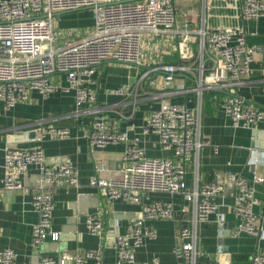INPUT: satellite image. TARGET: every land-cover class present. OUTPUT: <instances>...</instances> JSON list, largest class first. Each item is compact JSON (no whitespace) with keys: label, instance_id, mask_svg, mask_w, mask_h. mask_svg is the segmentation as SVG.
<instances>
[{"label":"built area","instance_id":"2783aa9c","mask_svg":"<svg viewBox=\"0 0 264 264\" xmlns=\"http://www.w3.org/2000/svg\"><path fill=\"white\" fill-rule=\"evenodd\" d=\"M92 9L95 29L91 36L75 41H65L55 47L59 35L54 31L53 20L57 14ZM242 17L245 21H257L264 17V0H245ZM146 33L166 35L173 33L187 51L192 35L199 38L198 54L193 63L164 64L141 74L138 84L126 85L115 90L114 95L125 100L131 118L136 104L146 90L143 82L156 72L161 85L153 99L173 95L197 94L194 107L163 101L160 107L146 119L143 134L158 137L163 150L172 152L170 157L150 158L139 145V139L130 141L127 133L102 115L95 91L84 84L106 62H117L138 69L146 65L149 57L144 52ZM259 48L247 41L244 27L209 30L203 20L195 32L178 28V10L175 0H0V102L7 111L27 103L33 93L48 97L62 89L52 77L64 74L66 91L75 92L74 115H90L87 138L97 148L110 144H127L120 177L105 179L103 166L95 168L90 186L109 200H121L129 204H142L151 194L181 196L183 204L178 209L171 203L144 204L143 216L133 221L123 233L113 238L111 246L116 251V264H144L137 260V253L145 240L157 238L152 222L172 220L181 223L176 235L173 254L177 264H212L200 261L201 246L199 226L207 223L212 215L222 234L225 219L219 213L224 186L219 182H202L199 176L200 153L210 144L203 138L202 99L205 92L214 93L234 128L255 129L264 119V113L251 100L239 94L249 83L254 70L252 64ZM160 51L153 50V59ZM186 59H189L186 57ZM180 74H189L194 85L178 84ZM264 76V70H262ZM144 94H147L146 92ZM89 104V108H84ZM41 126V125H40ZM38 144L47 139L70 138L69 128L50 123L32 131ZM192 159L194 178L192 186L187 182V161ZM30 166L40 170V188L35 191L32 206L38 221L32 231V247L39 252L49 238L60 240V234L52 231L55 209L54 192L59 188H78V169L65 163L53 167L46 165V157L40 147L33 149L8 148L4 156V177L0 179V191L23 190L20 178ZM228 181L236 191L233 212L237 225L231 234L248 235L264 241L263 217L254 211L261 202L255 197L256 187L264 184V177L248 180L239 174L229 173ZM86 225L90 234L109 242L105 232L103 211L89 214ZM222 247H220V250ZM17 253L12 248L0 252V264H16ZM102 264L101 250L82 255L62 254L42 257L41 264ZM251 264H264V253L251 257Z\"/></svg>","mask_w":264,"mask_h":264},{"label":"crops","instance_id":"0c3cea01","mask_svg":"<svg viewBox=\"0 0 264 264\" xmlns=\"http://www.w3.org/2000/svg\"><path fill=\"white\" fill-rule=\"evenodd\" d=\"M136 1V0H130ZM245 0H175L178 10V28L195 32L205 21V26L212 31L244 27L249 44L259 48L252 68L254 70L249 83L239 90V94L254 102L264 113V17L257 21H245L242 17ZM54 31L59 35L58 46L65 41L81 40L91 36L95 29V14L92 9L57 14ZM144 35V52L149 57L146 65L138 69L134 66L117 62L102 64L97 73L84 85L95 91L102 115L117 128L127 133L130 141L139 139L138 145L150 158L170 157L172 152L163 150L159 139L153 134L144 135L143 127L149 115L160 107L163 101L173 104H185L194 107L197 94L173 95L153 99L160 94L156 89L161 85V77L152 73L144 82L141 98L136 104V112L130 118L126 101L114 95L115 90L126 85L135 86L142 73L154 70L164 64L190 65L198 54L199 38L192 35L187 51L180 39L173 33L149 37ZM156 36V35H155ZM170 45L164 47L163 39ZM156 43L160 51L153 59L151 43ZM188 57L189 59H186ZM52 80L62 87L56 93L43 97L33 93L25 104L7 111L0 102V179L4 177V156L8 148L33 149L40 147L46 157L48 167L69 163L79 172L78 188H59L54 192L55 209L52 219V231L60 234L59 241L51 238L39 252L32 243V231L38 221V215L32 206L35 191L40 188V170L30 166L20 178L23 190L0 191V252L12 248L18 255L16 264H41L42 257L62 254L82 255L89 251L103 252L102 264H116L117 256L110 242L104 243L98 236L89 233L86 218L98 210L103 211L104 227L107 237L123 234L133 223L143 216L144 204L155 202L171 203L176 209L183 204L181 196L151 194L142 204H129L121 200H109L96 188L90 186V179L95 168L103 166L105 179L120 177V170L127 144H110L105 148L93 146L87 138L90 115H74L75 92L66 91L68 83L64 74H56ZM178 84L194 85L189 74H180ZM205 92L202 99L203 138L210 142L200 153L199 176L202 182H219L224 186L219 213L225 219V232L220 233L216 216L212 215L207 223L200 224V261L212 264H251V257L257 252L264 253V241L257 238L231 234L237 225L233 212L236 191L228 181V174L235 173L252 180L254 176L264 177V119L255 129L234 128L223 109ZM86 105L84 110L89 108ZM69 128L71 136L65 140L47 139L41 144L31 138L32 131L48 124ZM41 125V126H40ZM187 182L193 184L194 167L192 159L187 161ZM255 197L261 202L254 211L263 217L264 224V184L256 187ZM157 231V238L147 239L137 253V260L144 264H177L173 254L176 235L180 222L158 220L152 222ZM220 247L222 249L220 250ZM87 264H94L88 262Z\"/></svg>","mask_w":264,"mask_h":264},{"label":"rangeland","instance_id":"374dc122","mask_svg":"<svg viewBox=\"0 0 264 264\" xmlns=\"http://www.w3.org/2000/svg\"><path fill=\"white\" fill-rule=\"evenodd\" d=\"M55 21H56V20L54 19V20H53V23H54ZM149 37H157V36L151 34V36H149ZM143 39H144V36H143ZM162 41H163V45H164V47H167V46L170 45V42H169V40H168L167 38L163 39ZM57 46H58V43H55V47H57ZM151 48H152V51L155 50V48H156V43H155V42H154V43H151Z\"/></svg>","mask_w":264,"mask_h":264},{"label":"water","instance_id":"95a60500","mask_svg":"<svg viewBox=\"0 0 264 264\" xmlns=\"http://www.w3.org/2000/svg\"><path fill=\"white\" fill-rule=\"evenodd\" d=\"M35 137V134H31V138H34ZM113 238L114 237H111V238H109L108 237V241L110 242V243H112L113 242ZM111 245V244H110Z\"/></svg>","mask_w":264,"mask_h":264},{"label":"trees","instance_id":"16d2710c","mask_svg":"<svg viewBox=\"0 0 264 264\" xmlns=\"http://www.w3.org/2000/svg\"><path fill=\"white\" fill-rule=\"evenodd\" d=\"M194 58H195V57H194ZM213 96H214V93H211V92H210V93H209V97H210V99H211L212 101H214V100H213ZM214 102H216V101H214ZM217 103H218V102H217Z\"/></svg>","mask_w":264,"mask_h":264}]
</instances>
